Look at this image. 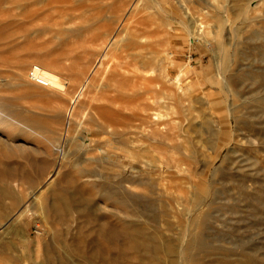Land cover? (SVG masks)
<instances>
[{"label":"rangeland","instance_id":"rangeland-1","mask_svg":"<svg viewBox=\"0 0 264 264\" xmlns=\"http://www.w3.org/2000/svg\"><path fill=\"white\" fill-rule=\"evenodd\" d=\"M157 42L140 82L158 98L150 83L112 103L94 73L73 104L105 52L126 45L117 71L134 76ZM0 111V264H170L98 249L125 198L177 246L195 234L176 264H264V0H0ZM58 196L82 205L56 212Z\"/></svg>","mask_w":264,"mask_h":264},{"label":"bare ground","instance_id":"bare-ground-1","mask_svg":"<svg viewBox=\"0 0 264 264\" xmlns=\"http://www.w3.org/2000/svg\"><path fill=\"white\" fill-rule=\"evenodd\" d=\"M185 8H187V7H185ZM171 25H172V23H171ZM106 26L107 25H98L95 28V32L93 33L92 38L93 39H96L99 36V34L102 32V30ZM106 34H108V33H106ZM143 38L144 37L141 38L142 39L141 40L142 43H136L137 47H141L142 48L143 46H149V43H146V42L143 43V41H144ZM161 46H163V43L162 42H157V44L155 46L156 47V49H155V54L156 55L154 56L155 58H153V59H149L147 56L143 55L142 53H135L133 55L134 56V58H133L134 59L133 65H135V69L133 71L135 73L134 76H136V77L132 76L129 73L130 70H128V72H124V73L123 72L120 73L121 71L120 72L117 71L119 67H125L126 69H129V67L131 65L130 62L129 63H127V62L123 63L121 61L117 62V59H119L118 58V53L120 51H124V48H126V45L121 44V46H117L115 48V52H113V53L105 52L100 57V59L97 62L98 64L100 63V65L98 66V64L96 63L97 65H95L94 67H92V69L90 70L89 75L86 77V81L83 83V85L81 87V90L77 94V96H76L73 104L75 105V103L78 102V99L81 97V95L86 90L87 86L89 85L91 76L94 73H96V74L97 73L98 74L101 73V76H102V79L103 80L104 79H110L111 81H114L113 82L114 83L113 87H114L115 92H117V94H115L114 96L111 97V102L112 103L118 102V98L120 97L119 95L122 94V93L131 96L132 99L135 98V97H141L142 95L145 94V91L151 90V89L148 90V87L150 86V83H153L154 84V85H152L153 86V92H155V97H157L162 92V90H163L162 89V85H161V83H159L158 78L155 77L154 79H151L149 84L148 83L147 84H144V83L140 82V80L146 78V77L143 76V74L141 73V71H143V70L146 71V69L148 67H150L151 69H154L156 67L161 66V64H162V61L160 60V53H161L160 47ZM106 58H108V60L105 61ZM97 67H98V69H97ZM100 67H102L103 70H99ZM85 72L86 71L83 70V73H85ZM118 77H120V78H118ZM134 78H136V79H134ZM96 79H98V78H96ZM55 84L56 83L52 82V86L55 85ZM93 84H96V83H93ZM128 102L130 103V100H128ZM149 106H150V104H149ZM158 115L159 114L156 113V116H157L156 119H160L159 118L160 116H158ZM0 116H2V115H0ZM158 124H159V122H158ZM224 135H225V137L228 136V140L229 141L231 140L229 138V135L227 133L224 134ZM185 165H186L187 168H182V170L185 171V172H189V173L192 172L191 171V167H193V165H194L193 162L192 163H186ZM2 176H4V175H2ZM4 177H6V176H4ZM130 181H131L130 179H122V184H121L122 185V188H125V185L123 183L130 182ZM2 190H3V188H2ZM2 190H1V192H2ZM11 196H13V195H11ZM193 196H194V198L192 200L188 201L189 205L191 206V208L189 210L192 211V215H193L194 221H197L198 220L197 218L199 217V213H200L202 207L204 205H206V203L203 200V198H201L197 193H193ZM125 197H127V196H125ZM78 198H76V199H78ZM125 199L126 200L117 199V201H119L121 204H123L125 206V208L121 211L124 214V217H119L120 218V220H119L120 222L119 223H116V224L115 223H113V224L112 223H109V225H104V226L102 224V226H100L99 227V230H98L100 236H102V237H109L110 238L109 240L111 242L113 241L112 242L113 244L109 243V245H104L103 246V243L102 244L99 243L101 245L98 246V249L99 250H104L107 253L123 250V251H126L125 254L127 252H129V253L135 252L136 253V250L141 249L140 251L143 250L145 255L146 254L148 255L150 253H153V254L154 253H161L162 254V252H164V253H166L167 255H169L171 257L170 264H176L174 258L177 257L179 254H183V253L186 254L188 252V250L191 248L190 245L195 242V239H197V238L194 237L195 234L194 233L191 234V238L188 241L187 246L179 247L176 244H174L173 242H171L170 240H166V238H164L163 235H162L163 232L160 231V230H158V229H160L158 226L151 225V226H153V227H151V226L148 225L150 228H152V229L155 228L156 231H157L156 237L155 238L154 237H151L150 238L146 234V228L148 226L147 227L146 226L143 227L144 225L138 219V218H142L144 215L140 214V212L137 209L136 210L133 209V206L129 203L130 201H128L130 199H128V200H127V198H125ZM182 200H184V198ZM179 204L181 205L182 203L179 201ZM81 205H82L81 200H75L74 199L72 201H69V200H67L63 196H58V199L54 200L52 207H53V209L56 212H61L63 210H67V209H70L72 207H74V208L76 207L77 208V207H79ZM27 213H28V209H25L22 212L21 217H25L27 215ZM147 218L150 219V217H147ZM145 223H146V221H145ZM151 223H153V222H151ZM164 239H165V241H164ZM114 240H118L120 243L119 244H115ZM151 240H153V241L156 240V241H160V242L158 244H157V242H155L156 244H154L153 241H151ZM99 241H101V240H99ZM88 243H89V241H88ZM100 252H103V251H100ZM119 254H121V253H119ZM132 254H131V256H133ZM136 254H138V253H136ZM212 254H214V253L208 254V255L212 256V261L214 262V261H216V259L218 260V258H216V257H215L216 259H214V256H216V255H212ZM140 256L142 257V255H140ZM145 258H147V257H145ZM135 259H136V257H135ZM186 260H187L188 263L193 262V260L191 258H189V259L186 258ZM226 260H228V259H226ZM221 261H223V260L221 259ZM194 262H195V264L197 263L196 261H194ZM219 262H220V260H219ZM219 262H217V263H219ZM231 263H233V262H231ZM236 263H238V262H236ZM239 263H240V261H239ZM223 264H229V262L224 260Z\"/></svg>","mask_w":264,"mask_h":264}]
</instances>
